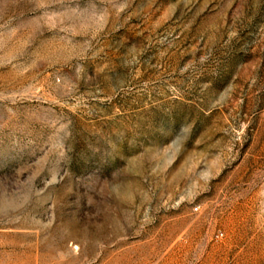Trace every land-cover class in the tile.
<instances>
[{"label": "rangeland", "instance_id": "374dc122", "mask_svg": "<svg viewBox=\"0 0 264 264\" xmlns=\"http://www.w3.org/2000/svg\"><path fill=\"white\" fill-rule=\"evenodd\" d=\"M0 264H264V0H0Z\"/></svg>", "mask_w": 264, "mask_h": 264}]
</instances>
